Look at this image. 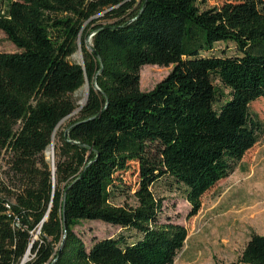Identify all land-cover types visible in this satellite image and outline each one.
Returning <instances> with one entry per match:
<instances>
[{
	"label": "trees",
	"instance_id": "obj_1",
	"mask_svg": "<svg viewBox=\"0 0 264 264\" xmlns=\"http://www.w3.org/2000/svg\"><path fill=\"white\" fill-rule=\"evenodd\" d=\"M200 2L0 0V30L18 49L0 51V264H21L31 243L23 264H174L187 229L160 221L152 185L168 176L193 216L264 132L250 108L264 98V0ZM219 42L238 53L210 54ZM78 43L83 65L68 59ZM144 65L172 69L142 91ZM86 79L85 104L58 131ZM81 220L127 233L87 248ZM227 264H264V235Z\"/></svg>",
	"mask_w": 264,
	"mask_h": 264
},
{
	"label": "rangeland",
	"instance_id": "obj_2",
	"mask_svg": "<svg viewBox=\"0 0 264 264\" xmlns=\"http://www.w3.org/2000/svg\"><path fill=\"white\" fill-rule=\"evenodd\" d=\"M226 1L233 0H203L200 5L219 6ZM98 22L105 23L111 20L102 19ZM85 46L90 51L91 35ZM0 51H18L1 30ZM211 53L234 55L238 51L232 42H219L215 44ZM81 54V49L76 50L68 59L71 62H79ZM153 66L156 65H144L140 70V90L142 91L152 89L172 69V65ZM86 92L87 86L84 84L73 93L77 108L86 98ZM250 108L264 124V98L253 101ZM77 112L78 109L62 120L58 131L74 120ZM51 156L52 153L49 155L45 153L46 159L52 165ZM137 178L138 165L130 162V168L124 172V179L134 186ZM151 189L156 197L162 199L160 221H174L187 229L186 240L176 254L174 264H227L238 259L251 234L264 235V132L236 164L233 172L217 181L202 195L201 207L197 214L188 216L191 206L184 198L182 189L176 184H170L168 176L158 179ZM125 200L128 203H134L133 198H120L117 202L121 204ZM74 229L87 248L91 246L94 239L127 233L119 226L100 220H81ZM39 233V228L33 232L34 240L39 238Z\"/></svg>",
	"mask_w": 264,
	"mask_h": 264
},
{
	"label": "water",
	"instance_id": "obj_3",
	"mask_svg": "<svg viewBox=\"0 0 264 264\" xmlns=\"http://www.w3.org/2000/svg\"><path fill=\"white\" fill-rule=\"evenodd\" d=\"M80 49H81V48H80V43H78V50H80ZM90 50H92L91 47H90ZM97 58L99 59V57H97ZM80 63H81V65H83L82 54H81V61H80ZM85 84H86V86H87V92H86V98H85V102H86L87 97H88V93H89V83H88L87 79H86V81H85ZM94 84H95V81H94ZM85 102H84V104H85ZM84 104H83V105H84ZM83 105H82V106H83ZM82 106H80V107L77 108V109L80 110ZM77 109H75V110L72 112V114H73ZM70 115H71V114H70ZM67 117H68V116H67ZM63 119H64V118H63ZM61 121H62V120H61ZM61 121H60V122H61ZM60 122H59V123H60ZM59 123H58V124H59ZM51 157H52V164H53V154H52ZM53 171H54V167H53ZM46 217H47V215L44 217L43 220H45ZM41 224H42V223H41ZM41 224H40V225H41ZM31 245H32V243L30 244L29 249H28V251L26 252L24 258L22 259L21 264H23V263L27 260V258H28V254L30 253Z\"/></svg>",
	"mask_w": 264,
	"mask_h": 264
},
{
	"label": "bare ground",
	"instance_id": "obj_4",
	"mask_svg": "<svg viewBox=\"0 0 264 264\" xmlns=\"http://www.w3.org/2000/svg\"><path fill=\"white\" fill-rule=\"evenodd\" d=\"M84 102H85V99H83V100L80 102V106H82V105L84 104ZM53 149H54V141H53V143L49 146L48 150L46 151V154H48V155H49L50 153L54 154Z\"/></svg>",
	"mask_w": 264,
	"mask_h": 264
}]
</instances>
